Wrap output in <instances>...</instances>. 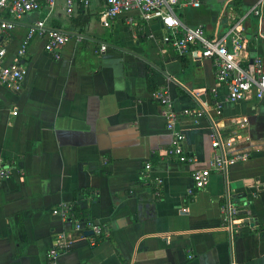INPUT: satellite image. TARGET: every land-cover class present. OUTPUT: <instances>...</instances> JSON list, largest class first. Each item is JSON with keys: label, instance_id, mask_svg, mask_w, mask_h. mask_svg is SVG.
Returning a JSON list of instances; mask_svg holds the SVG:
<instances>
[{"label": "crops", "instance_id": "0c3cea01", "mask_svg": "<svg viewBox=\"0 0 264 264\" xmlns=\"http://www.w3.org/2000/svg\"><path fill=\"white\" fill-rule=\"evenodd\" d=\"M80 4L72 16L60 5L0 18L5 63L25 71L20 91L0 83V166L10 171L0 184V264H47L56 235L73 229L53 215L62 204L86 210L104 234L99 241L74 235L85 243L64 252L61 264H264V100L229 101L212 60L199 46L179 56L161 41L167 30L159 23L133 13V28L129 14L105 27V0L84 5L91 20L81 36ZM176 13L210 38L240 23L245 64L264 61V0H201ZM42 20L71 36L60 58L39 35L19 56ZM150 75L172 96L193 163L166 156L172 136ZM216 134L253 156L214 172L190 196L192 173L210 166ZM228 201L240 210L232 226L222 211Z\"/></svg>", "mask_w": 264, "mask_h": 264}, {"label": "built area", "instance_id": "2783aa9c", "mask_svg": "<svg viewBox=\"0 0 264 264\" xmlns=\"http://www.w3.org/2000/svg\"><path fill=\"white\" fill-rule=\"evenodd\" d=\"M67 16H72L78 4L89 5V0H64ZM106 9L103 12L102 23L105 27H111L113 21L120 15L129 14L127 25L131 29L136 26V18L131 14L137 13L140 19L147 23H159L167 33L161 38L166 45L172 46L179 56L188 54L190 49L199 46L201 57L212 60L216 69V79L219 84L228 89L227 99L231 102L246 100L254 95L258 100H264V61L260 57L254 58L245 64L246 38L241 24L232 26L224 35L218 38H210L206 34L204 26H187L177 16L178 7L198 8L201 0H105ZM58 0H0V18L3 13L11 17L21 18L32 12H37L47 7L50 12L56 10ZM259 7H254L253 12L260 14ZM5 28H11L9 23H4ZM34 35H39L45 40V50L60 58L61 49L69 42L71 36L60 30L49 28L46 21H37L29 30L25 43L18 54L23 56L28 40ZM156 37V34L153 37ZM79 40L83 39L81 36ZM98 54L99 50H95ZM6 48L0 45V83L5 87L20 91L25 78V71L19 62L6 64ZM154 100L161 106V113L166 121V127L170 131L172 140L166 151L170 159H184L188 162L196 161L187 156L185 150V134L178 128L179 115L173 107V99L169 90L159 87L152 93ZM213 155L210 166L193 171V187L188 191L190 196L204 190L210 183L214 172L227 173L229 168L238 163L249 160L253 156L252 151L237 150L236 145L230 140H224L220 134H216L212 140ZM151 164L145 167V177L150 178ZM10 171L5 166H0V184L8 178ZM161 184V181H158ZM72 207L62 204L53 211V215L64 223L72 224L71 231H61L56 235L54 245L47 254V264H61L60 257L69 247L77 241L74 235H81L87 231L92 232V239L97 240L104 234V228L92 222H72L70 219ZM226 221L230 226L237 223L240 210L228 201L222 209ZM193 257V256H191ZM231 264H238L233 262Z\"/></svg>", "mask_w": 264, "mask_h": 264}, {"label": "trees", "instance_id": "16d2710c", "mask_svg": "<svg viewBox=\"0 0 264 264\" xmlns=\"http://www.w3.org/2000/svg\"><path fill=\"white\" fill-rule=\"evenodd\" d=\"M80 8L78 11V18L76 19V21L74 22L78 28V32L81 36H84L86 34V27L88 26L90 20H91V15L89 13V11L86 9V7L84 6V4H80ZM148 83L150 85V87H152L155 91L156 88V84H155V79L153 76H149L148 77ZM81 193V192H80ZM78 194V193H77ZM76 194V195H77ZM70 218L72 222H76V221H81V222H92L93 219L89 218V213L82 209L81 207H79L78 205H75L72 209H71V214H70ZM73 224V223H71ZM103 239V236L98 238L97 240H101ZM85 242H80L79 240L75 241L73 245H71L69 247V250H75L77 248H79L80 246H82Z\"/></svg>", "mask_w": 264, "mask_h": 264}, {"label": "rangeland", "instance_id": "374dc122", "mask_svg": "<svg viewBox=\"0 0 264 264\" xmlns=\"http://www.w3.org/2000/svg\"><path fill=\"white\" fill-rule=\"evenodd\" d=\"M60 5H63L65 7V1L64 0H58V6L57 7H59Z\"/></svg>", "mask_w": 264, "mask_h": 264}, {"label": "water", "instance_id": "95a60500", "mask_svg": "<svg viewBox=\"0 0 264 264\" xmlns=\"http://www.w3.org/2000/svg\"><path fill=\"white\" fill-rule=\"evenodd\" d=\"M85 235L86 236L92 235V232L91 231H87V232H85Z\"/></svg>", "mask_w": 264, "mask_h": 264}]
</instances>
